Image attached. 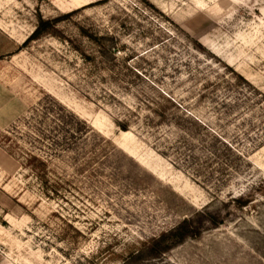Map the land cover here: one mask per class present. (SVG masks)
I'll list each match as a JSON object with an SVG mask.
<instances>
[{
	"label": "rangeland",
	"instance_id": "obj_1",
	"mask_svg": "<svg viewBox=\"0 0 264 264\" xmlns=\"http://www.w3.org/2000/svg\"><path fill=\"white\" fill-rule=\"evenodd\" d=\"M0 264H264V0H0Z\"/></svg>",
	"mask_w": 264,
	"mask_h": 264
},
{
	"label": "trees",
	"instance_id": "obj_2",
	"mask_svg": "<svg viewBox=\"0 0 264 264\" xmlns=\"http://www.w3.org/2000/svg\"><path fill=\"white\" fill-rule=\"evenodd\" d=\"M56 34V29L53 27V22L52 21H43L40 20L37 27L35 28V30L32 32V34L30 35V37L28 38V40H38L41 37L45 36V35H52L55 36ZM190 228V227H189ZM188 228L187 225V221H183L182 223H180L174 232H172L170 234V236H173V238L178 239V240H182L185 237H189L191 236V234H198V231H193L191 233L190 229ZM176 233V234H174ZM193 236V235H192Z\"/></svg>",
	"mask_w": 264,
	"mask_h": 264
}]
</instances>
